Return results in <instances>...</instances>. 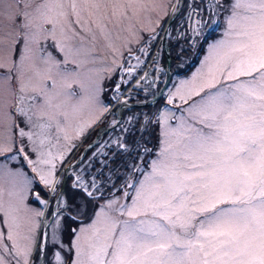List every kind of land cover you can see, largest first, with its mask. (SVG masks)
Instances as JSON below:
<instances>
[{
	"label": "snow or ice",
	"instance_id": "1",
	"mask_svg": "<svg viewBox=\"0 0 264 264\" xmlns=\"http://www.w3.org/2000/svg\"><path fill=\"white\" fill-rule=\"evenodd\" d=\"M221 21L161 90L164 44L183 62ZM141 93L163 104L81 152ZM41 260L264 264V0H0V264Z\"/></svg>",
	"mask_w": 264,
	"mask_h": 264
},
{
	"label": "rangeland",
	"instance_id": "2",
	"mask_svg": "<svg viewBox=\"0 0 264 264\" xmlns=\"http://www.w3.org/2000/svg\"><path fill=\"white\" fill-rule=\"evenodd\" d=\"M221 24H222V23H221ZM174 27H175V25H173V28H174ZM221 32H222V25L220 26V32H219V33L221 34ZM208 33H211V29H210L209 31H207V32L205 33V35H206V36H209L210 34H208ZM218 37H219V35L211 36L210 39H209L210 41H208V42H211L213 39L218 38ZM168 45H169V46H168V49L170 50V54H171L172 58H174V57L176 58V47H175V41H174V40H172V41H168ZM206 45H207V43H206ZM206 45H205V46H206ZM191 50H192L191 53H189V52L185 53L183 62H180V61H178L177 59H176V60H173V59H172V62H171L172 69L174 70V69L177 68V69H178V72L180 71V73H177V74L174 75L173 80H172V83H171V85L169 86V88L173 87V85H174L179 79L186 78L187 76H190L191 73L194 72L195 69L199 66V62H200V60L203 58V55L205 54V52L203 53V49H202L201 46H198V47L193 48V49H191ZM201 51H202V54H200ZM199 57H200V59H199V61L196 63V65L192 66L191 70H190L188 73H186V72L183 73L184 70H186V69L189 70V69H190V66L193 65V64L195 63L194 60L196 61L197 58H199ZM166 65H168V58H167V56H166L165 49L162 48V55H161V57H160V64H159V66H160L161 68H163V67H165ZM145 70H147V69H145ZM155 75H157V72L155 73ZM157 76L159 77L158 85H159V88H161V87L163 86V84H164V82H165L167 76H168V72H166V71L163 70V72H160L159 75H157ZM106 88H107V87H106ZM125 91H127V90H125ZM105 92H106V90H105ZM165 92H166V91H165ZM143 98H144V94L142 93V94H140L139 96H137L136 99H134V100H132V101L143 100ZM103 99H105L106 101L109 99V98L107 97L106 93H105V95L103 96ZM122 99H123V98H122ZM151 99H152V98L149 96V97H148V101H150ZM158 100L160 101V103H156V102H155V103H152V104L148 105V106L146 107V110H145L144 114H149V115H151L152 113L156 112L157 109H159V108L161 107V105L163 104V101H162L161 98H159ZM113 107H114V109L116 110V109H117L116 107H119V105H116V103L113 102ZM123 113H124V111L122 112V114H123ZM133 113H141L140 108L137 109L136 107H132L131 110H129V111H127L126 113H124V115H123V120H126V119H127V116H126L127 114H129V116H131ZM87 115H88L87 112H84V113L82 114V116H81V117H78L77 119H81V118L86 119V118H87ZM129 116H128V117H129ZM113 117H114L116 120L118 119V115H117L116 113H113V114L111 115V119H112ZM109 118H110V116H106L104 123H103V124H100L101 126H100L97 130H93V131L90 132V134H89L90 137L85 139L84 144H83V148H81V152L84 150V148L87 147L88 144L92 143L93 140H95V138H96L98 135H99V139H104V140L107 139V137H103V138H101V137H102V133H103V131L106 129V121L108 122V121H109ZM123 120L119 119L118 121H123ZM96 127H97V126H96ZM96 127H95V128H96ZM115 129H116V130H115ZM115 129H114L115 131H114L113 129H112L111 131H109L110 133L112 132L111 137H114V136H117V135H120V134H121V130H120L119 127H116ZM153 130H154V128H152V127L150 126V128H149V132L144 134L145 139H150V140H151V143H150L149 145H151L152 142H153V144L155 143V142L153 141V138H154V132H153ZM97 133H98V135H97ZM105 134H106V133H105ZM96 135H97V136H96ZM87 137H88V136H87ZM132 138H133V137H130L129 139H132ZM134 138H137V139H138L139 137L136 136V137H134ZM98 143H99V142H98ZM81 152H76L75 155H74V157H73V159H75V156H79V155L81 154ZM89 155H90V153H89ZM12 166H13V167H19V166H20V162H13ZM25 170H27V169H25ZM35 191H37V192H41V196H42L44 199H47V197L44 196V193L41 191V189H40L38 186L35 187ZM65 191L68 193L69 197H71L72 192H71L70 189H68V185H67V188L65 189ZM28 203H29V205H30L31 207H33V208H42V207H43L42 205L38 204L35 200H33V199H31V198H29ZM75 214H76V213H75ZM64 216L66 217V219H65V225H66V228L69 229V230H68V231L65 233V235H64L63 243H64V244H68V243L70 242V240L73 238L70 229L73 228L74 221H73L72 219H68V220H67V217H68V216L65 215V214H64ZM86 222H87V221L85 220V223H86ZM75 223H76V222H75ZM79 226H80V223L77 222V223H76V227L78 228ZM48 233H49V235H50V233H51V228H49Z\"/></svg>",
	"mask_w": 264,
	"mask_h": 264
},
{
	"label": "water",
	"instance_id": "3",
	"mask_svg": "<svg viewBox=\"0 0 264 264\" xmlns=\"http://www.w3.org/2000/svg\"><path fill=\"white\" fill-rule=\"evenodd\" d=\"M164 46H165V52H166V55H167V58H168V67H169V75H168V78H167L166 82L164 83L163 87L161 88V90H164L165 91L167 89V87L169 86L170 82H171V78H172V75H173V69H172V66H171L172 57H171V54H170V50L167 47V42L164 44ZM159 98H161V97L160 96H157L156 99L158 100ZM152 103H155V101H152V99H151L150 101H148L146 103H132V102H130L129 105H132V106H135V107L136 106H148V105H150ZM111 128L112 127H110L109 129H111ZM98 137H99V135L95 138V140L93 142H96L97 139H98ZM66 186H67V184L64 185V188L65 189H66ZM48 230L49 229H47V231ZM40 264H44V261L41 260L40 261Z\"/></svg>",
	"mask_w": 264,
	"mask_h": 264
},
{
	"label": "bare ground",
	"instance_id": "4",
	"mask_svg": "<svg viewBox=\"0 0 264 264\" xmlns=\"http://www.w3.org/2000/svg\"><path fill=\"white\" fill-rule=\"evenodd\" d=\"M208 34H210V33H208ZM208 37V36H207ZM210 41V40H209ZM207 46V45H206ZM164 71H166V72H168V75H169V67H168V65H166L165 67H163L162 68ZM159 73L160 72H157V75H159ZM174 75H175V73L173 72V75H172V78H171V82H170V84H169V86L171 85V83H172V80H173V77H174ZM167 78H168V76H167ZM167 78H166V80H167ZM166 80H165V82H166ZM164 82V83H165ZM164 85V84H163ZM169 86L167 87V88H169ZM163 87V86H162ZM161 87V88H162ZM160 88V89H161ZM167 90V89H166ZM165 90V91H166ZM161 99H162V97H161ZM162 101H163V99H162ZM130 102H132V103H137V101H130ZM129 102V103H130ZM116 105H118V104H116ZM132 107H135V106H132V105H119V107H116L117 109L114 111V113H116L117 115H118V119L117 120H119L120 119V115L122 114V112L124 111L125 113L127 112V111H129V110H131L132 109ZM140 107H146V106H136V108L138 109V108H140ZM127 117L129 116V114H127L126 115ZM111 127V126H110ZM109 127V128H110ZM108 128V129H109ZM106 129V130H104L103 131V133H102V137L101 138H103V137H105L104 135H105V133H107V132H109V131H111L112 130V128L111 129ZM97 136V135H96ZM90 136L88 135V137L87 138H89ZM107 137V139L109 138V137H111V134L109 135V136H106ZM100 140L101 139H99V137H98V139H97V141H96V143H98V142H100ZM94 141V140H93Z\"/></svg>",
	"mask_w": 264,
	"mask_h": 264
},
{
	"label": "trees",
	"instance_id": "5",
	"mask_svg": "<svg viewBox=\"0 0 264 264\" xmlns=\"http://www.w3.org/2000/svg\"><path fill=\"white\" fill-rule=\"evenodd\" d=\"M211 36H215V34H212V33H211V35L207 37V40H206V41L203 40V41L201 42V44H200V46H201L202 49H203V53L205 52V49H206V46H205V45H206V43H208V41H209V39H210ZM200 54H202V51L200 52ZM199 59H200V57L197 58L196 61L194 60L195 63H194L193 65L190 66V69H189V70H188V69L184 70L183 73H184V72L188 73V72L191 70L192 66L196 65V63L199 61ZM178 73H180V71H179ZM105 93H106L107 97L110 98V96H111V91H110V89L106 88V92H105ZM105 93H104V95H105ZM153 132H154V138H153V141L155 142L154 144H156V142H157V136H156L157 129L154 128ZM38 187L41 189L40 186H38ZM68 189H69V187H68ZM73 221H74V220H73ZM75 222L77 223V221H74V224H76Z\"/></svg>",
	"mask_w": 264,
	"mask_h": 264
},
{
	"label": "flooded vegetation",
	"instance_id": "6",
	"mask_svg": "<svg viewBox=\"0 0 264 264\" xmlns=\"http://www.w3.org/2000/svg\"><path fill=\"white\" fill-rule=\"evenodd\" d=\"M203 40H204V39L202 38V39H201V42H202ZM191 51H192V50L190 49L188 52L191 53ZM186 53H187V52H186ZM171 57H172V56H171ZM172 59H173V60H176L175 57L172 58ZM174 71H176V72L178 73V69H177V68L174 69ZM158 82H159V80H158ZM158 82H157V83H158ZM125 90H127V87L125 88ZM141 94H142V93H141ZM113 102H115V101H113ZM146 107H147V106H146ZM146 107H140L141 113H144V112H145ZM124 113H125V112H124ZM124 113H123V115H124ZM123 115H122V114L120 115L121 120H123ZM109 120H111V116H110ZM107 123H108V122L106 121V124H107ZM115 130H116V129H115ZM115 130H114V131H115ZM110 134H112V132H111V133H110V132H107L104 136L106 137V136H109ZM64 214L67 215V216L69 215L67 212H65ZM71 216H72V217H75L76 214L73 212V213H71ZM81 219H83V217H77L75 221L80 222ZM67 220H68V219H67ZM73 228H77V227H76V224L73 225ZM73 228H72V229H73Z\"/></svg>",
	"mask_w": 264,
	"mask_h": 264
}]
</instances>
